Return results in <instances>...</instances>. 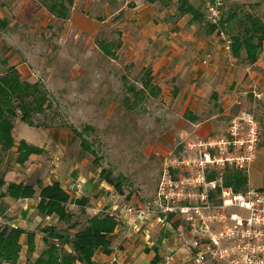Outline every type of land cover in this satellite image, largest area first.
Masks as SVG:
<instances>
[{"label":"rangeland","instance_id":"obj_1","mask_svg":"<svg viewBox=\"0 0 264 264\" xmlns=\"http://www.w3.org/2000/svg\"><path fill=\"white\" fill-rule=\"evenodd\" d=\"M51 1L0 0V9L6 5L10 23L0 32V74L6 67L1 60L7 58L23 67L20 76L27 79L34 74L32 80L47 90L49 106L34 116V123L60 128L65 135L62 159L66 165L77 164L82 173L90 175L96 190L103 184L98 191L105 196V203L87 207L109 208L113 196L121 203L147 200L156 189L161 156L181 151L186 142L194 140L192 123L211 121L215 126L211 136L218 137L232 118L243 114L252 116L258 133L255 159L243 173L246 185L264 188V114L256 112L264 109V104L258 101L224 117L207 106L213 101H207L206 95L193 103H187L186 96L182 100L186 86L172 85L176 80L161 83L151 75L155 93L142 87L144 74L151 67L141 57V41H146L147 35L135 23L139 9L156 0H90L87 5L84 0H74L67 19L49 13L47 4ZM191 2L203 9L200 0ZM172 5L168 9L174 10ZM230 10L240 15L250 12L264 21V0H225L224 13ZM185 105L191 106L190 111ZM71 129L83 134L89 151L81 150L80 138ZM15 130L18 138L35 145L42 137L45 140L40 130L23 121L16 123ZM260 155L262 159L255 162ZM12 156L0 153V169L5 160L13 163ZM101 169L121 181L122 195L100 179ZM14 173H7L6 185L15 180ZM7 206L0 203V208ZM81 219L82 225L76 229L86 225L85 217ZM20 256L15 264H22L27 257ZM28 257L29 262L34 260Z\"/></svg>","mask_w":264,"mask_h":264},{"label":"crops","instance_id":"obj_2","mask_svg":"<svg viewBox=\"0 0 264 264\" xmlns=\"http://www.w3.org/2000/svg\"><path fill=\"white\" fill-rule=\"evenodd\" d=\"M24 1L28 3L30 0ZM84 1L86 5L90 2V0ZM200 1L202 2V0ZM159 4H161L160 0H156L149 6L140 8L135 23L136 27L147 35V40L141 41L143 46L141 57L147 59L152 76H157L161 83L176 80L172 85L185 84L181 99L183 100L186 96L187 103H193L194 99L202 100L203 95H206L207 101H213L212 105L207 104V106L214 108L219 116H234L237 110L245 106L251 107L258 101H260L258 104H264V45H262L254 63L246 62L243 59L244 53L241 58L233 55L230 58L215 32L206 33L198 24L189 22V15L178 18L175 15V8L171 10L168 9L169 6ZM172 6L174 7V4ZM6 13V5L2 4L0 18L8 19ZM185 18L187 20H184ZM7 28L0 29V32ZM8 65L15 66L19 72L23 68L10 60H8ZM32 76L34 74L25 79L21 75V78L34 82ZM195 84H199V88H195ZM185 107L190 111L191 106L185 105ZM256 112L264 114V109L256 110ZM18 122H21L19 117L15 118L13 123L12 135L15 145L7 152L13 155L14 160L12 164L5 160L4 167L0 169V179L4 182L0 191L3 193L7 187L5 184L7 173L16 172L14 173L15 180L10 183L33 185L36 193L33 197L19 199L2 195L0 203H6L8 206L0 208V211L5 213V226L23 230L19 244L21 245L20 253L24 257L27 256L22 264H26L28 256L31 255L35 259L44 249L42 228L49 225L55 226L56 222H58L57 228L63 229L61 225L68 226V223L59 221L54 215L44 217L39 214L36 208L39 201V186L57 181L70 198L67 191L68 182L71 180L85 181L83 194L77 200L85 198L87 204L84 208H80L76 203V207L71 210L74 216L73 221L79 222L78 227L82 225V217H85L84 221L87 225L88 218L92 216V208L87 205L96 202L100 206L105 203V196L98 191L103 184L96 190L93 188L94 182L91 181L89 174L86 176L82 173L77 164L74 165L75 163L68 167L65 160L62 159L66 143L65 135L60 128L29 126L40 130V133L45 136V140L42 137L40 144L35 145L17 137L15 126ZM213 130H215V126L211 121L192 123V134L194 135L192 141L212 137ZM21 140L28 145L41 148L43 152L31 154L27 161L23 164L19 163L17 161V146ZM54 155L59 158L58 161L55 160ZM259 159H262L261 155L255 162ZM48 164L50 168L46 169ZM98 195L100 197H97ZM28 232L35 234V247L32 252H29L27 243ZM108 239L110 252L105 253L101 248L97 249L92 258V264H194L185 258L180 241L166 227L157 226L148 234L144 231L126 234L124 229L117 225L114 231L108 235ZM76 264L82 263L76 262Z\"/></svg>","mask_w":264,"mask_h":264},{"label":"built area","instance_id":"obj_3","mask_svg":"<svg viewBox=\"0 0 264 264\" xmlns=\"http://www.w3.org/2000/svg\"><path fill=\"white\" fill-rule=\"evenodd\" d=\"M202 4L206 20L215 26L231 58L232 41L223 25L225 0H202ZM257 144L252 116H235L224 134L186 142L181 151L163 154L150 198L121 203L113 196L112 206H95L92 215L114 217L126 234L166 227L194 264H264V188L244 185L236 190L225 182L228 170L246 173ZM84 183L68 182L66 210L76 207ZM4 215L0 211L1 227L6 225Z\"/></svg>","mask_w":264,"mask_h":264},{"label":"trees","instance_id":"obj_4","mask_svg":"<svg viewBox=\"0 0 264 264\" xmlns=\"http://www.w3.org/2000/svg\"><path fill=\"white\" fill-rule=\"evenodd\" d=\"M164 6L175 5V15L179 18L185 15L190 16V23L198 24L206 33L215 32V26L211 25L205 18L202 8L194 5L191 0H160ZM73 0H52L47 4L48 11L59 19L68 18V8L72 6ZM9 25L6 18H0V29ZM223 25L225 31L229 32L231 38V52L235 57L241 58L248 63H254L264 45V21L250 12L242 13L230 10L223 12ZM109 51V50H106ZM5 70L0 74V153L5 154L14 147L12 135L14 119L19 117L21 121L29 126H40L34 123V116L42 113L49 106L48 93L45 87L38 81L30 82L21 78L19 71L13 65H8V59L1 60ZM151 71L144 74L143 88H150L152 84ZM155 93V92H154ZM43 127H45L43 125ZM73 130L80 138L82 151H89L88 141L81 132ZM43 150L33 145H28L21 140L17 146V161L24 163L31 154H41ZM101 180L112 185L118 194L122 195V183L110 177L109 172L101 169L99 172ZM225 182L232 185L236 190L246 185L247 176L236 170H228ZM4 182L0 179V188ZM36 190L33 185L22 183H9L2 193L13 199L33 197ZM39 201L37 210L42 216L54 215L60 221L68 223L66 229L56 226L42 228V242L44 249L32 261L26 264H92L95 251L101 248L109 253L108 235L118 225L116 219L108 215H92L88 218V224L76 229L79 222L73 221V214L66 210L65 203L68 201V194L61 188L59 182L39 186ZM80 208H84L87 199L76 200ZM70 230H75L71 232ZM23 230L9 226H0V264H15L21 251L19 239ZM34 232L27 233L29 252L34 250ZM70 249V250H68Z\"/></svg>","mask_w":264,"mask_h":264}]
</instances>
